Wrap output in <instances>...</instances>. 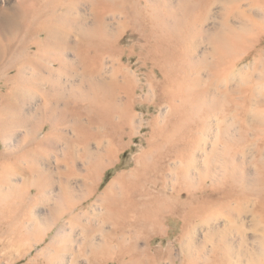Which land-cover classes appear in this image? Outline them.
I'll return each instance as SVG.
<instances>
[{"label": "rangeland", "instance_id": "374dc122", "mask_svg": "<svg viewBox=\"0 0 264 264\" xmlns=\"http://www.w3.org/2000/svg\"><path fill=\"white\" fill-rule=\"evenodd\" d=\"M19 1L0 0V9L13 8ZM91 1L82 0L80 7L73 13L78 18V26L63 30L69 34L66 33L68 36L63 43L65 50L59 54L58 66L53 73L46 72L47 69L36 72L28 70L29 73L26 71L23 74L15 71L0 72V97L13 90L22 94L20 98L10 99L11 106H5L0 98V114L3 115H0V264H119L115 261L118 246L116 242L109 240L111 235H124L127 242L138 243L137 264H191L194 256L206 254L207 250L210 253L213 247L222 257L229 241L233 244L230 250L232 259L239 255L238 257L243 258L241 263L246 262L250 248V241L247 240L264 235V229H261L264 228V105L255 104L253 107L254 103L251 105L242 93H239L240 96L228 95L233 114L226 123H221L228 124L229 132L234 133L229 134V138L237 139L243 125L249 128L247 132L246 127L243 128L248 138L240 145L245 147L244 153H240V147L230 141L234 146L229 154L238 153L234 161L238 167L236 169L231 164L233 169L229 167L228 171L229 174L236 173L237 180L233 184L231 182V186L240 190L238 196L221 197L224 188L222 185L228 181L222 182L223 179L215 178V172L222 173L223 169L219 170L220 165L215 161L212 151L223 148V139L216 132L219 123L210 118L207 121L210 133L201 140L198 146L200 149H192L197 157L203 152L209 154L206 165L198 162L190 168L195 179L194 182H188L194 184L196 193L191 194L186 190L177 192L181 183L170 180L173 174L170 171L173 167L178 168L179 164L166 160L165 165H161L164 166L161 168L166 167V172L162 169V175H159L165 181L148 176L143 186L150 196L143 192L145 195L139 194L136 202L140 211L145 209L147 199L162 195L173 202L172 206L159 213L161 215L149 213L147 218H156L158 225L148 224V231L137 224L135 213L126 217V225L121 229L118 220L109 214L107 208L108 187L118 175L130 176L135 170L136 160L144 152L151 150L148 145L152 142L150 123L157 121L162 125L164 118L171 113V107L165 102L162 74L154 60L155 40L151 37L146 16L151 12L157 13L162 5L166 7L162 6L160 11L163 9V13L159 11V14L165 16L170 11L178 16L182 0H140L137 12L131 10L133 3L129 0L126 3L129 9L127 13L109 7L108 4L94 7ZM226 1L228 3L224 4ZM223 2L222 5H212L211 16L203 25L196 27L201 33L190 38L186 50L196 63L205 61L216 65L221 62L218 68L203 70L200 74L204 82L219 81L218 86L222 92L210 90L211 95L215 93L214 96L219 100L226 98L223 95L225 79H228L229 85L233 79L239 80L241 89L252 88L264 95V39L260 45L255 46V35L244 34L248 41L240 48L238 55L239 67L244 72L241 71L240 80L238 75L232 74L231 64L237 57L222 58L224 48L221 40L224 35L219 29L222 19L227 18L229 22H233L236 21L234 17L238 16L249 27L251 14L252 19L264 28L262 0ZM155 8L158 10L152 11ZM94 10L100 12L99 25L95 21ZM137 20H140L139 23ZM98 26L105 29L104 37L113 45L109 49L110 53L103 50L98 55L102 65L101 73L97 69L94 50L83 38L86 30L96 29ZM9 60V56L3 57L0 68ZM86 66L88 70L85 69ZM118 67L132 79V90L124 92L121 73L115 72ZM115 76L118 86L112 84ZM191 76L195 77L194 74ZM52 78L60 82L57 92L62 93L61 101H56L55 98L52 100L55 92L50 90L48 84ZM26 82L30 87L27 92L24 87ZM258 93L256 94L259 95ZM87 94L88 98L85 97ZM96 94L103 95L102 97L105 94V101L99 99L90 105L89 99H94ZM209 98L208 95L204 97L207 101ZM127 106H131L130 112L136 115L131 125L125 120V116L130 114ZM117 110H121V115ZM99 112H107L108 119L96 116ZM235 119L238 121L237 125ZM234 121L235 124H232ZM211 145H215L214 150ZM202 175L203 179L208 177L207 182H199L198 177ZM35 181L39 182V191L27 193V188ZM114 188L116 190L117 185ZM199 189L202 192L205 190V193L199 192ZM191 196L195 198L194 204L188 200ZM186 202L190 205H184ZM197 206L204 207L205 211L198 207L201 211L197 210L198 214L186 221L185 215ZM170 208L173 212L169 211ZM60 214L65 216L60 232L59 228L54 229L45 242L33 248L40 237L37 231L46 230ZM254 214L258 219L255 230L252 220ZM19 230L24 234L17 244L15 236ZM107 241L111 243L107 244ZM30 246L33 249L27 254ZM23 254L25 256L20 258ZM55 255L59 256L54 258Z\"/></svg>", "mask_w": 264, "mask_h": 264}, {"label": "bare ground", "instance_id": "6f19581e", "mask_svg": "<svg viewBox=\"0 0 264 264\" xmlns=\"http://www.w3.org/2000/svg\"><path fill=\"white\" fill-rule=\"evenodd\" d=\"M104 1L105 0H92L91 2L94 5V7L100 6V4L101 5L103 4L104 6L108 4L109 7L121 9L122 11H124V13L125 12L127 13L129 10L128 7H126V3L129 0H107V2ZM223 1L224 0H182L179 3L180 13L178 16L176 14L174 15L173 13L172 15L170 11H168L170 14H168V12L166 13V10L165 13L168 14V16H166V14L165 16H162L161 14L163 13L162 12L163 9H161L162 11H160V8H162L163 5L160 6V8L158 7L159 11L162 12L161 14H159L160 12L158 11L157 13L154 14H152L151 12L148 16H146V19L149 22L151 28L150 31L151 37L155 40L154 53L156 54L154 55V60L156 61L159 70L162 74L165 102L166 105L171 107V113L168 114L166 118H164V120L162 121V125L158 124L157 121H153L152 123H150L151 132H152L151 133L152 142H150V144L148 145H150L151 150L144 152L139 157V159L136 160L135 170L130 174V176L118 175L115 181L113 182V184H111V186L108 187L107 190L108 199L106 202L107 208L110 211L109 214L111 216L116 217V219L119 222L118 226H120L121 229H123L126 225V217L130 213H135L137 215V224L142 229H144V231L146 230L148 231L147 229V226H149L148 224L158 225V221L156 220V218H147L150 216L149 213H152V215L154 214L155 216H157L159 213L164 212L166 208L169 209L168 207L172 206L173 202L170 199H165V197L162 195L152 196V198L147 199V204L144 205L145 209L140 211L137 208V202H136V197L139 194H144L143 192H146V196H150L147 195L148 191H145L146 189L144 190L143 183L147 182L148 176L149 177L155 176L156 178H160L159 175L162 173L163 171L162 169H164L165 171L166 168V167L161 168L164 167L161 165L162 164L165 165L164 161L166 160L167 161L169 160V162L171 163L174 162L179 164V166L177 165L178 168L173 167L172 171H170L173 174H175V176L171 174V179L169 178L171 181L175 180L178 181L179 184L181 183V185H179V189L177 190V192L181 193L183 190H186V191H190L189 193L191 194L196 193L195 190L196 188L193 186L194 184L188 182L191 180L192 182H194L193 179H195L192 176L190 168L196 166L198 162L202 163L203 166L206 165V159H208L207 155L209 154L207 152H203L201 156L197 157L195 150L192 149H200L198 146L200 145L201 140L203 139L204 136L210 133V128L209 125L207 124V121L210 118H212V120L215 121L217 120V122L219 123V125H217L216 132L217 135L219 134L221 139H223V142H221L223 144V148L221 150L216 151L214 150L215 145H211L212 146L211 148L214 150V151L211 150L212 154L216 159L214 160L219 163L220 165L219 170H221V168L223 169L222 173L215 172V174H217L215 175V178L223 179L222 182H224V180L228 181L226 184L222 185L224 186V188L222 189L221 197L232 198L233 196L236 195L238 196L240 193V190L232 188L231 186V182L233 184L237 180L235 175L236 173L229 174L228 171L229 167H231V164L234 165L237 169L238 165L234 161H235V156L238 153L229 154V152L232 146L237 145L238 147H240V145H242L248 140L244 130L246 129L247 132L249 128L248 126L246 127L243 125V127L239 131V137L237 139L235 138L230 139L229 134H234V133H230L229 132L230 127L227 126L228 124L227 125L222 124L221 121L226 123L229 116L233 114V112H231L232 109H230L231 102L228 95L239 94V93L245 94L244 98L247 101H249L251 105L252 103H254L253 107L256 106L255 104L259 106H261L262 104L264 105V95L259 94L256 90L254 91V89L252 88L251 89L249 88V90H246L247 88L245 90L241 89L240 85L238 84L239 80L235 81L233 79L232 81H230L231 83L230 86L228 84L229 82L228 79L225 80L223 79L224 80L223 83L225 84L223 86V89L225 90V93L223 95L226 98L223 100H219L216 95L214 96L215 93H213L212 96L210 90H214L213 92H217L218 90H220L222 92V89L218 86L219 81L218 82L214 81L215 83H209L208 81L204 82L200 74L203 70L211 71L214 68L215 69L218 68L221 62H217L216 65L214 64L210 65L209 63H205V61L196 63L193 61L192 55L189 53V51L186 50V45L190 40V38L196 37L201 33V31L196 27L198 25H203L206 22V20H208L209 15L212 12L211 7L214 6L213 4L219 3L222 5L221 2ZM81 2L82 0H20L19 2H17V5L14 6L13 8L0 9V60L3 57L5 58H7V56L10 57L8 63L2 64L0 68V72L10 73L12 71H15L18 74L19 73L23 74V73H27L28 70H33L32 72L34 71L36 72V70L42 71V69L43 70L47 69L46 72H49L50 74L53 73L54 69L57 68L58 66L57 60L59 59L58 57L59 54H61L65 50L64 48L65 46H63L64 45L63 43H65L64 38H66L68 36L67 34H69V32H63V30H65L66 27L76 28L78 26V18L77 17L75 18V16H73V13H75V10L77 11L78 6L81 4ZM131 2L133 3V7L131 8L130 6L131 10L137 12L138 6L140 4V0H131ZM223 3L226 4L228 2L226 1ZM261 5L264 9V0H262ZM156 8L152 11L155 12L156 10H158ZM94 13L96 19L95 21L99 25V18H101L99 17L100 12L98 13V11L94 10ZM249 16L251 17V20H249L250 21L249 27L246 26L242 18L239 16L234 17L236 21L233 22H229L227 18L222 19L223 22L220 23L221 25L219 26V29H221V32L224 35V37L222 36L223 38L220 37V39L221 38L223 39L221 41L223 42L222 47L224 48V53L222 54V58L225 59L228 56L237 57L235 58V61L231 64L234 72L232 74H234L233 76L238 75L240 77V80L242 76L241 75L242 69H240L241 66L239 65L240 60L238 58L239 57L238 55L240 52V48L244 47V44H246V42L248 41V37H246L244 34L252 33L253 35H255L253 40L255 46L260 45L264 39V28L260 24H258L256 20L252 19L253 14ZM139 21L140 20H137L138 23ZM104 31H105L104 28L98 26L96 29H92L88 31L86 30V32L83 33V38L87 40L89 47H91L94 50L93 52L96 57L95 60L97 61L98 71L101 70V66H102L100 58L98 56L99 53H101L103 50L106 51L108 50L107 52H109V49L113 46L112 42L111 43L107 42L108 40L104 37L105 36ZM29 50L32 51V53ZM85 69L88 70V66H86ZM120 69L121 68L118 67L115 70V72L116 74L119 72L121 73L122 79L124 81V86L122 87L124 89V92H128L133 88L134 85L133 81L128 76L127 73H125L122 69L121 70ZM243 69L245 68L243 67ZM191 74H194L195 77L192 78ZM27 82L24 85L26 92L30 91V87L26 85ZM204 83L208 85L207 88L206 85H204ZM48 84L50 90L55 92L54 97H52V100L53 98H55L56 101H59V99L61 101L62 98H60V94L62 93L59 91L57 92V89L60 86V82H57V79L52 78L49 80ZM112 84L118 86L119 82L116 76L112 78ZM203 86H205V88ZM23 89L21 88V90ZM97 91L99 90H96V92ZM20 93L21 92L19 91L13 90L0 98L1 100H3L2 102L4 103L5 106H9L10 99H12L13 97L20 98L22 95ZM105 93L107 92L105 91ZM256 93H258L259 95H257ZM207 95L210 97L209 101L204 99V97H206ZM94 96H95L94 99L93 97H91L92 99H89L91 102L87 101L88 103H90V105L91 104L93 105V102L95 103V101L99 99H102L103 100L102 102H104L105 101L104 98H106L105 94L104 97H102L103 95H99V94H96ZM238 96H240V94ZM85 97L88 98L89 95L87 94L85 95ZM97 103L96 105L100 104ZM129 104H131V98L129 100ZM137 107H135V109ZM126 109L130 114H127L128 116L125 114L127 116V118L125 116V120L128 124L131 125L133 124L136 115L130 112L131 106L129 107L127 106ZM120 111L121 110L118 111L119 115H121ZM0 115H2V113ZM234 115L236 114L234 113ZM239 115L244 118V116H242L241 114ZM96 116H102L107 118L109 114L107 112H102V113L99 112L98 115ZM232 124H235V121ZM237 124L238 121L236 122L235 125ZM235 125H233V127ZM244 127L246 128L243 130ZM237 130H239V128ZM49 141L51 140H48V142ZM230 141H232L234 145H232ZM244 148L245 147L242 146L240 147V153H244ZM34 157L32 158L34 159ZM170 168L167 170V172L170 170ZM161 178L160 180L165 181L164 177L162 179ZM207 178L208 177L206 176V179H203V175H202L198 177V180L200 183L201 182L205 183L208 180ZM38 183L39 182L35 181L31 185H29L30 187L27 188L26 192L32 193L35 190L39 191L40 186ZM114 185H117L116 190H114L115 189ZM199 192H202V189L201 191L199 189ZM203 192L205 193V190ZM188 200L190 201L191 204H194L196 202L193 196H191V198H189ZM184 205L189 206L190 204L186 202ZM198 207L201 210L205 211L204 207L202 208L201 206H197V208ZM197 208L196 209L191 208L190 211H188V213L185 215L186 221L194 217V215L198 214L196 213V211L197 210L199 211L200 209ZM169 211L173 212L171 208ZM64 217L65 216L60 214L58 216V219L53 221L52 224H50V226L46 230H43V232L40 230L37 231L40 237L36 240L35 244L33 245V248L45 242L46 238L49 237L48 234L52 233L54 229L59 228V232H60L61 230L60 227L62 228L63 226L62 222ZM130 220H132L131 217ZM252 220H253V229H254V227L258 224V219L255 214L252 217ZM261 229L264 228L261 227ZM23 234L24 233L22 231L16 233L15 242L17 244L18 242H21V236ZM229 234L231 235V233ZM244 236L246 237L247 235ZM225 238L227 239L226 236ZM109 240H111V242H116L118 246L117 247L118 254L115 259L116 262H118L119 264H137V262L139 261L138 252H137L138 251L137 242L135 241L127 242L124 235L122 236L120 235L119 237L118 236L114 237L113 235H111L109 236ZM241 240L244 241V239ZM247 241H250L249 243L247 242L250 248H249L248 258H246V262L244 263H241L243 258L238 257L239 255L235 257L236 259L234 260L232 259L230 250L232 249L233 244L229 243L230 242L229 241L228 242L229 244L227 243L225 247L226 252L225 254H223L222 257L215 252L216 248L213 247L212 249H210L211 251L210 253H207L209 252L207 250L206 254L204 253L200 255L198 253L199 254L198 256H194L191 264H264V235L260 238L252 237L250 240L248 239ZM111 242L107 241V244ZM33 248L30 246L27 254H29ZM43 253L44 251L41 252V254ZM24 256L25 254H23L22 257L20 258H23ZM56 256L59 255H55L54 258Z\"/></svg>", "mask_w": 264, "mask_h": 264}]
</instances>
